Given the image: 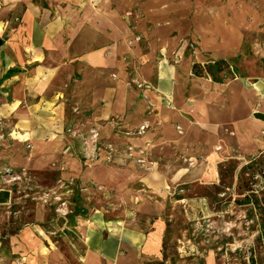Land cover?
I'll return each mask as SVG.
<instances>
[{
	"label": "rangeland",
	"instance_id": "374dc122",
	"mask_svg": "<svg viewBox=\"0 0 264 264\" xmlns=\"http://www.w3.org/2000/svg\"><path fill=\"white\" fill-rule=\"evenodd\" d=\"M193 2L200 26L203 16L218 22L223 13L242 29L234 56H241L240 72L224 78L242 84V153L217 164L195 150L160 158L149 125L127 133L120 122L102 125L101 133L72 114L48 118L63 130L38 144L21 126L22 110H11L17 79L7 77L0 86V264H85L102 246L109 256H126L131 242L158 232L157 224L159 250L140 255V264H244L248 255L264 264L250 209L235 202L242 199V167L264 152V119L256 116L264 114V0ZM13 19L20 22L19 13ZM262 185L253 188L260 193Z\"/></svg>",
	"mask_w": 264,
	"mask_h": 264
},
{
	"label": "crops",
	"instance_id": "0c3cea01",
	"mask_svg": "<svg viewBox=\"0 0 264 264\" xmlns=\"http://www.w3.org/2000/svg\"><path fill=\"white\" fill-rule=\"evenodd\" d=\"M193 1L0 0V86L15 75L11 110H22L28 139L48 143L63 126L47 119L72 114L101 133L102 125L121 122L127 133L149 125L154 131L147 130V138L158 134L153 144L160 158L195 150L217 164L242 153L240 80L215 82L193 73L196 62L234 57L242 29L223 13L218 22L203 16L200 26ZM155 228L145 243L142 237L130 243L128 256H109L102 246L85 264H109L116 256L140 264V255L159 250Z\"/></svg>",
	"mask_w": 264,
	"mask_h": 264
},
{
	"label": "trees",
	"instance_id": "16d2710c",
	"mask_svg": "<svg viewBox=\"0 0 264 264\" xmlns=\"http://www.w3.org/2000/svg\"><path fill=\"white\" fill-rule=\"evenodd\" d=\"M240 58L241 56L230 59L220 58L205 63L196 62L193 65V73L199 77H211L215 82H222L229 74L234 79L240 72L237 64ZM256 116L264 119V114L262 113H258ZM221 164L220 170H223V163ZM240 173L242 175V199H237L235 202L249 207V212L256 224L255 243L264 253V152L253 157L248 164L242 167ZM255 177L257 178L254 179ZM257 181H262L263 184L260 193L253 188ZM0 201L4 200L1 198ZM256 262V258L253 255H248L244 264H257Z\"/></svg>",
	"mask_w": 264,
	"mask_h": 264
},
{
	"label": "bare ground",
	"instance_id": "6f19581e",
	"mask_svg": "<svg viewBox=\"0 0 264 264\" xmlns=\"http://www.w3.org/2000/svg\"><path fill=\"white\" fill-rule=\"evenodd\" d=\"M206 85V84H205ZM251 96V95H250ZM253 96V95H252ZM263 103H264V101H263ZM139 108V107H138ZM242 136V135H241ZM241 139V138H240ZM242 140V139H241ZM247 140V139H246ZM249 140V139H248ZM247 140V141H248ZM251 142V141H250ZM246 143V142H245ZM242 144V143H241ZM243 145V144H242ZM19 160V159H18ZM21 160H23L24 161V159H21ZM26 161V160H25ZM153 177V176H152ZM153 179V178H152ZM149 180V179H148ZM92 253V252H91ZM54 260V259H53ZM55 261V260H54ZM57 263V262H56Z\"/></svg>",
	"mask_w": 264,
	"mask_h": 264
}]
</instances>
